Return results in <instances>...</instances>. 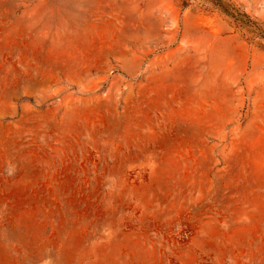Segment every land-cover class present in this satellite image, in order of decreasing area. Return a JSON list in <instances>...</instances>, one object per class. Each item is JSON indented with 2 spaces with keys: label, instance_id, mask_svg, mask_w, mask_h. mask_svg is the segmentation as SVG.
Listing matches in <instances>:
<instances>
[{
  "label": "rangeland",
  "instance_id": "1",
  "mask_svg": "<svg viewBox=\"0 0 264 264\" xmlns=\"http://www.w3.org/2000/svg\"><path fill=\"white\" fill-rule=\"evenodd\" d=\"M0 264H264V0H0Z\"/></svg>",
  "mask_w": 264,
  "mask_h": 264
}]
</instances>
